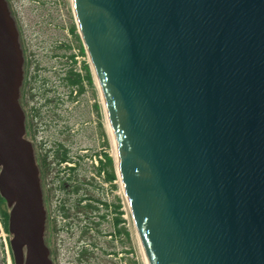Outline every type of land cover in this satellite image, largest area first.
Instances as JSON below:
<instances>
[{"label": "water", "instance_id": "obj_1", "mask_svg": "<svg viewBox=\"0 0 264 264\" xmlns=\"http://www.w3.org/2000/svg\"><path fill=\"white\" fill-rule=\"evenodd\" d=\"M148 264H264V0H73ZM0 0V195L15 264H53Z\"/></svg>", "mask_w": 264, "mask_h": 264}, {"label": "rangeland", "instance_id": "obj_2", "mask_svg": "<svg viewBox=\"0 0 264 264\" xmlns=\"http://www.w3.org/2000/svg\"><path fill=\"white\" fill-rule=\"evenodd\" d=\"M9 4L25 57L27 96L22 104L26 117L34 119L33 129L26 122V138L34 145L37 163L41 153L52 163L46 182L41 179L51 260L54 264H146L120 181L97 175L101 161L109 166L108 159L117 175L116 159L99 83L92 69L91 81L87 80L84 66L90 64L72 32L76 25L72 0H10ZM72 70L84 80L79 89L73 90L67 80ZM64 151L76 165L64 164L60 172L56 157ZM66 167L76 171L70 173ZM79 200L81 206L76 208ZM90 203L93 208H87ZM60 204L68 218L59 212ZM5 210L9 218L7 204ZM54 218L55 230L50 227ZM12 237L0 217V264H15Z\"/></svg>", "mask_w": 264, "mask_h": 264}, {"label": "trees", "instance_id": "obj_3", "mask_svg": "<svg viewBox=\"0 0 264 264\" xmlns=\"http://www.w3.org/2000/svg\"><path fill=\"white\" fill-rule=\"evenodd\" d=\"M72 32H73V34L76 35L77 38H79V36L76 33V27L75 26L72 28ZM73 58H74V56H71V59H73ZM84 68L86 71V78L90 82L91 81V74H90L89 67L85 66ZM67 80L69 81V85L71 86V88L73 90L79 89V86L82 85V83L84 81L82 76L80 75V73H76L73 70L69 72V76L67 77ZM26 86H27V84L25 82L24 87H23V95H22V101L24 103L26 101V96H27ZM27 120H28V123L31 124L32 129H33L34 119H28L27 118ZM58 152H60V151H58ZM57 156L58 157H56V166L59 168L60 172H63L60 168L62 165L66 164V163H73L74 165H76V162H74L72 157H70L68 155L67 151H64L63 154H59ZM108 162H109V166L107 167L101 161V165L97 169V175L98 176H104L106 181H113L115 179L114 165H113L112 159H108ZM39 168H40V171L42 173L43 179L46 182V177L49 173H51V170H52V163H50L48 161L47 155H44L42 153L39 154ZM65 170H68L70 173H72V172L76 171V168L75 167H71V168L66 167ZM48 192H50V191H48ZM76 192L78 193V189H76ZM81 203H82L81 200L77 201L75 204L76 208L80 207ZM5 205H6L5 201L0 195V217L2 219V222L4 224L5 229L8 231V221H7L8 220V213L5 210ZM92 206H93L92 203H90L88 205L89 208H93ZM59 212H61L66 218L69 217L68 212L66 211V207L62 204H60ZM55 222H56L55 218L50 221V227L51 228L53 227V230H55V226H56ZM86 250L87 249L82 248L81 252L84 253V252H86Z\"/></svg>", "mask_w": 264, "mask_h": 264}, {"label": "bare ground", "instance_id": "obj_4", "mask_svg": "<svg viewBox=\"0 0 264 264\" xmlns=\"http://www.w3.org/2000/svg\"><path fill=\"white\" fill-rule=\"evenodd\" d=\"M103 102H104V101H103ZM104 105H105V103H104ZM104 107H105V106H104ZM105 111H106V107H105ZM106 120H107V125H108V128H109V134H110V136H111V138H112V131H111V126H110V123H109V118H108L107 111H106ZM114 152H115V150H114ZM115 159H116V163L118 164L116 154H115ZM144 256H145V254H144ZM145 261H146V264H148L146 257H145Z\"/></svg>", "mask_w": 264, "mask_h": 264}, {"label": "flooded vegetation", "instance_id": "obj_5", "mask_svg": "<svg viewBox=\"0 0 264 264\" xmlns=\"http://www.w3.org/2000/svg\"><path fill=\"white\" fill-rule=\"evenodd\" d=\"M9 1H10V0H8V2H9ZM15 18H16V17H15ZM19 30H20V29H19ZM75 36H76V35H75ZM87 208H89L88 205H87Z\"/></svg>", "mask_w": 264, "mask_h": 264}]
</instances>
